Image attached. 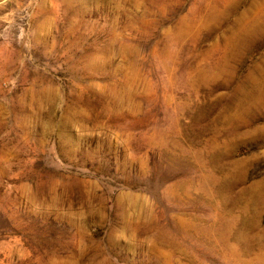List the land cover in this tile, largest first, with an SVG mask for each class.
<instances>
[{"label":"rangeland","instance_id":"obj_1","mask_svg":"<svg viewBox=\"0 0 264 264\" xmlns=\"http://www.w3.org/2000/svg\"><path fill=\"white\" fill-rule=\"evenodd\" d=\"M0 264H264V0H0Z\"/></svg>","mask_w":264,"mask_h":264}]
</instances>
